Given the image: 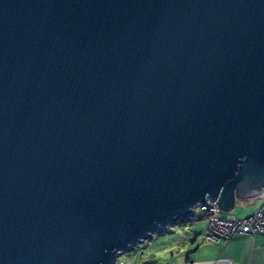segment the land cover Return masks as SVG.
I'll return each mask as SVG.
<instances>
[{
  "label": "water",
  "instance_id": "obj_1",
  "mask_svg": "<svg viewBox=\"0 0 264 264\" xmlns=\"http://www.w3.org/2000/svg\"><path fill=\"white\" fill-rule=\"evenodd\" d=\"M264 190V0H0V264H118Z\"/></svg>",
  "mask_w": 264,
  "mask_h": 264
},
{
  "label": "crops",
  "instance_id": "obj_2",
  "mask_svg": "<svg viewBox=\"0 0 264 264\" xmlns=\"http://www.w3.org/2000/svg\"><path fill=\"white\" fill-rule=\"evenodd\" d=\"M264 204V190L252 196H236L233 211L222 210L225 214L245 218ZM242 211L241 216H239ZM196 248L187 257V264H264V232L253 235H235L228 241L209 242L204 238H194ZM193 243V244H194Z\"/></svg>",
  "mask_w": 264,
  "mask_h": 264
},
{
  "label": "rangeland",
  "instance_id": "obj_3",
  "mask_svg": "<svg viewBox=\"0 0 264 264\" xmlns=\"http://www.w3.org/2000/svg\"><path fill=\"white\" fill-rule=\"evenodd\" d=\"M232 213L237 214L236 211ZM241 214L242 211L239 216ZM208 226V219L174 223L168 231L154 233L136 248L120 254L118 264H187V257L196 248L194 238L198 236V240H203Z\"/></svg>",
  "mask_w": 264,
  "mask_h": 264
},
{
  "label": "built area",
  "instance_id": "obj_4",
  "mask_svg": "<svg viewBox=\"0 0 264 264\" xmlns=\"http://www.w3.org/2000/svg\"><path fill=\"white\" fill-rule=\"evenodd\" d=\"M201 218L209 220L208 229L204 233L207 241H228L235 235H253L264 230V204L251 215L239 219L235 215L224 214L217 201L210 200L193 207L186 219L197 222Z\"/></svg>",
  "mask_w": 264,
  "mask_h": 264
},
{
  "label": "trees",
  "instance_id": "obj_5",
  "mask_svg": "<svg viewBox=\"0 0 264 264\" xmlns=\"http://www.w3.org/2000/svg\"><path fill=\"white\" fill-rule=\"evenodd\" d=\"M200 220H202V218H201ZM200 220H199V221H200ZM194 222H195V221H190V220H188V219H181V220L179 221V223H183V224L194 223ZM169 228H170V227H169ZM169 228H167L166 231H168ZM262 232H264V230H263ZM258 233H259V232H258ZM255 234H256V233H255Z\"/></svg>",
  "mask_w": 264,
  "mask_h": 264
}]
</instances>
